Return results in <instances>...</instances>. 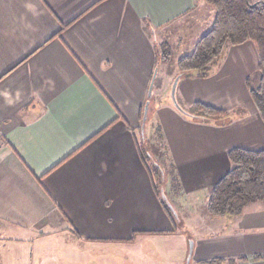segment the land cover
Listing matches in <instances>:
<instances>
[{
	"label": "crops",
	"instance_id": "1",
	"mask_svg": "<svg viewBox=\"0 0 264 264\" xmlns=\"http://www.w3.org/2000/svg\"><path fill=\"white\" fill-rule=\"evenodd\" d=\"M211 16L203 0H0V264H73L55 257L53 238L64 232L83 252L125 247L131 264L154 250L159 264H264L242 259L264 254L261 204L206 216L212 224L193 239L188 261L187 236L163 249L175 222L138 150L154 69L159 98L178 75L174 65L156 66V45L165 43L156 36L186 21L197 38ZM256 65L247 41L227 47L207 77L178 75L175 97L185 107L241 106L227 123L194 119L162 99L153 106L181 198L206 195L229 169L230 149L264 150V122L246 86Z\"/></svg>",
	"mask_w": 264,
	"mask_h": 264
},
{
	"label": "trees",
	"instance_id": "2",
	"mask_svg": "<svg viewBox=\"0 0 264 264\" xmlns=\"http://www.w3.org/2000/svg\"><path fill=\"white\" fill-rule=\"evenodd\" d=\"M203 1L212 10L210 26L203 34L195 38L189 53L180 54L175 59L177 74L183 77H207L211 66L222 57L227 47L247 41L252 42L257 52V83L254 86L249 85L248 77L246 86L250 99L264 122V0ZM159 46L163 48L161 51ZM156 52L158 54L156 66L170 59L171 53L165 43H157ZM152 97V94L150 97L146 96L145 102L150 101ZM177 103L181 108L180 111L185 115L202 121L217 120L216 122L220 121L219 123L222 124L235 118L242 109L241 106L231 110L217 109L198 101L186 107L178 100ZM148 112L149 105L143 122V108L141 110L138 150L144 165L150 170L152 184L158 194L160 205L168 216L177 222L179 214L164 194L166 183L163 184V182L166 181L169 184V191L175 197L182 195L181 186L160 126L154 120L155 124L151 127L150 135L146 137ZM228 159L229 169L207 192L204 207L211 217L238 216L247 206L264 205V150L235 147L229 150ZM248 258L263 260L264 254L242 257V259ZM223 262L224 259L212 258L199 264H222Z\"/></svg>",
	"mask_w": 264,
	"mask_h": 264
},
{
	"label": "rangeland",
	"instance_id": "3",
	"mask_svg": "<svg viewBox=\"0 0 264 264\" xmlns=\"http://www.w3.org/2000/svg\"><path fill=\"white\" fill-rule=\"evenodd\" d=\"M190 24H188L185 21L184 23H182V25H179L178 27H173L170 29V31L174 30V32L166 33L164 37H160V35L156 36L159 41L162 40L166 43V47L168 51L171 53L170 59L166 62L169 68L173 67V65L175 66L174 61L179 56L180 53L186 54L191 51V42L195 38L196 35L192 29L188 28ZM176 40H178V44H177L178 46L175 47ZM158 48H159V51L163 49L160 46ZM157 82H158V77L156 79V83ZM248 82H249V85L251 86L252 85L254 86L257 83L256 71L252 75L249 76ZM170 88H171V85H169L168 90L165 91L160 96V98L157 95L156 96L154 95L155 92L152 94L153 97L151 98L150 105H149V112H148L149 121L147 122L146 127H145V130H146L145 133H146L147 138L149 137L150 132L152 130L151 129L152 125L155 124L153 123L152 108L161 99L162 101L172 102L171 96H170ZM219 122L220 121L216 123H219ZM152 160L155 161L153 157H152ZM163 184H165L164 194L169 198V200L171 201V205L175 208V210L179 214V220L177 222L175 221L174 229H175L176 234L178 235L181 234V237H177L175 232H173V235L168 237L166 242L161 243V246L163 247V249L164 248L176 249L179 246L180 239L184 238L185 236H187L188 238L187 245L189 246V242L191 241L193 242V239H196L197 236L207 232L208 228H202V227L206 226L207 224H208L207 226H209V224H212L208 222L209 218L207 219L206 216H209V215L206 213L205 207H204L207 194L206 195L202 194L197 197H190V199L189 198L188 199L191 201H189V200H185L184 198H181L182 196H176V197L173 196L172 192L169 191V184L166 181H164ZM212 218H215V217H212ZM220 225L216 224L214 225V228L220 229L221 228ZM53 239L56 241L54 242L55 246L53 247L55 249L54 250L55 257L57 259L64 258L65 260H68V257H71V261L73 264L77 263L78 261H83L84 258L86 259L87 264H114V262L115 264L116 262L117 264H131L129 263V260H128L129 254H128L127 249H125V247H122L119 249H116V248L111 249L110 246H104L103 248L98 249V248L89 246V248H86V249L84 248L85 252H83L82 251V240L76 238L72 234L70 235V238H69V235L66 234V232H64V234L62 235L59 234V236L54 237ZM145 239L147 240V238ZM152 240L153 241L162 240V237L152 236L148 238L149 242H151ZM85 245L87 244H84V246ZM154 247H156V244H154ZM141 249L145 251H149L147 250L146 246L141 245ZM150 251L153 252L152 250ZM115 253L118 255H116ZM119 256L121 257V259L119 258ZM141 257L138 256L137 261L142 264H159L161 260L160 255L157 254L155 250H154V253L145 252L144 258H141Z\"/></svg>",
	"mask_w": 264,
	"mask_h": 264
},
{
	"label": "water",
	"instance_id": "4",
	"mask_svg": "<svg viewBox=\"0 0 264 264\" xmlns=\"http://www.w3.org/2000/svg\"><path fill=\"white\" fill-rule=\"evenodd\" d=\"M156 70L157 69L155 68L153 73H152V77H151L150 84H149L148 91H147L148 97H150L152 94V88H153V83H154L155 76H156ZM178 79H179V76H176L172 81L171 88H170V96H171V100H172V103L175 106V108L180 110L181 108L178 105L176 97H175V87H176ZM147 109H148V101L145 102L144 107H143V113H142V121L143 122L146 119ZM192 246H193V242L191 241V242H189V246H188L187 261L190 259V254L192 252Z\"/></svg>",
	"mask_w": 264,
	"mask_h": 264
}]
</instances>
